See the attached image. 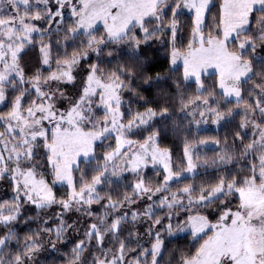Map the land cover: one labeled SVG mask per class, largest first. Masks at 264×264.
<instances>
[{"label":"snow or ice","instance_id":"snow-or-ice-1","mask_svg":"<svg viewBox=\"0 0 264 264\" xmlns=\"http://www.w3.org/2000/svg\"><path fill=\"white\" fill-rule=\"evenodd\" d=\"M0 187V264H264V0H0Z\"/></svg>","mask_w":264,"mask_h":264},{"label":"trees","instance_id":"trees-1","mask_svg":"<svg viewBox=\"0 0 264 264\" xmlns=\"http://www.w3.org/2000/svg\"><path fill=\"white\" fill-rule=\"evenodd\" d=\"M205 127L207 128V132L205 134L208 135H215L216 133V129H214L212 127V125H205ZM220 134L223 135V129H221ZM165 144L168 146H173L174 145V153L179 155L180 151L182 150V145L180 144V142L178 140H176L175 137H169L168 140L165 141ZM209 155H211L212 153L209 151L208 152ZM5 198L10 199L11 198V189L7 188V187H0V200H3ZM35 227V226H33ZM174 246V245H171ZM71 247V245H69V248Z\"/></svg>","mask_w":264,"mask_h":264},{"label":"rangeland","instance_id":"rangeland-1","mask_svg":"<svg viewBox=\"0 0 264 264\" xmlns=\"http://www.w3.org/2000/svg\"><path fill=\"white\" fill-rule=\"evenodd\" d=\"M202 127L206 128V127H205V125H204V126H202ZM212 127L215 129V126H214V125H212Z\"/></svg>","mask_w":264,"mask_h":264}]
</instances>
